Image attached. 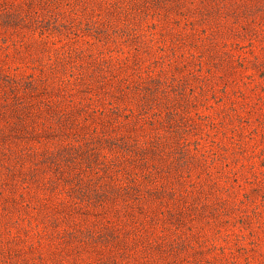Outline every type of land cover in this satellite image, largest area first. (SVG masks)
Here are the masks:
<instances>
[{
    "label": "rangeland",
    "instance_id": "1",
    "mask_svg": "<svg viewBox=\"0 0 264 264\" xmlns=\"http://www.w3.org/2000/svg\"><path fill=\"white\" fill-rule=\"evenodd\" d=\"M0 264H264V0H0Z\"/></svg>",
    "mask_w": 264,
    "mask_h": 264
}]
</instances>
